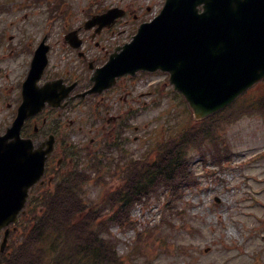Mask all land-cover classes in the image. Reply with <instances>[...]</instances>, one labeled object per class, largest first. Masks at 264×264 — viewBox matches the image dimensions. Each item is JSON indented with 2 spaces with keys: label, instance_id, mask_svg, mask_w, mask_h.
Instances as JSON below:
<instances>
[{
  "label": "rangeland",
  "instance_id": "obj_1",
  "mask_svg": "<svg viewBox=\"0 0 264 264\" xmlns=\"http://www.w3.org/2000/svg\"><path fill=\"white\" fill-rule=\"evenodd\" d=\"M29 1L19 0L10 5V10H0V35L5 30L13 31L11 35L15 44L18 38L13 34L19 36L21 29H26L27 36L33 39L49 34L52 46L50 58L54 59L55 64L59 58H65L61 50L64 44L63 23L57 18L51 20L48 12L49 4L55 0L27 5ZM69 1L79 13L76 23L80 25L84 19L81 15L82 5L90 0ZM106 1L123 2L102 0V3ZM76 4L82 7L81 10ZM9 32L4 34L7 42L11 40ZM126 38L129 39L126 35L119 39ZM25 43L30 44L28 39ZM20 61H25L24 57L0 61V86L6 96L12 97L14 90L8 87L2 67H8L10 72L16 71ZM20 76L15 74V79L10 77L9 81H15ZM158 78L164 79L165 76ZM263 89V84H260L253 91L260 93ZM4 113L0 107V120L4 118ZM167 113H175L182 119L185 116L184 106L176 98L175 101L166 98L160 101L159 107L145 112L137 124L143 126L146 123L145 128L161 130ZM157 116L159 120L155 119ZM225 141L234 155L224 163L223 169L206 166L199 160V154L195 153L193 168L200 177V184L186 189L183 199L174 208L171 209L170 204L165 205L167 198L164 195L155 196L147 206L133 208L132 217L138 223V230H124L119 226L111 228L110 235L117 241L118 252L126 257L127 264H133L134 260L137 264H264L262 117H245L228 125ZM137 144H131L130 148L136 149ZM103 194L93 187L85 198L88 202L98 203ZM216 198H219V202ZM138 231L143 232L140 241H137ZM132 250L134 255L130 257Z\"/></svg>",
  "mask_w": 264,
  "mask_h": 264
},
{
  "label": "water",
  "instance_id": "obj_2",
  "mask_svg": "<svg viewBox=\"0 0 264 264\" xmlns=\"http://www.w3.org/2000/svg\"><path fill=\"white\" fill-rule=\"evenodd\" d=\"M125 57L121 69L171 71L196 116H207L264 77V0H168L158 22L141 29ZM51 90L37 92L29 101L52 98ZM21 123L8 137L19 134ZM0 149L5 148L0 145ZM15 160V187L0 200V227L17 221L28 188L43 173L44 159L39 162L35 156L27 161L19 155Z\"/></svg>",
  "mask_w": 264,
  "mask_h": 264
},
{
  "label": "trees",
  "instance_id": "obj_3",
  "mask_svg": "<svg viewBox=\"0 0 264 264\" xmlns=\"http://www.w3.org/2000/svg\"><path fill=\"white\" fill-rule=\"evenodd\" d=\"M253 112L264 114V94L255 100H238L216 117L187 128L173 140V154L165 156L154 166H143L142 176L134 182L138 189L133 194L140 195L144 186L149 187L152 182H162L174 192L189 185L193 181V173L189 167L190 157L186 153L188 146H199L204 140L215 141L223 122L233 121L241 115ZM219 146L218 142L208 145V153L214 157L215 153L221 150ZM128 195L129 193L126 198ZM45 205L48 209L43 213L32 211V218L23 226L22 238L17 240L14 256L7 264L119 263L121 259L117 255L115 245L109 240L100 239L101 228L107 230L108 221L104 224L97 222L94 211L78 217V202L69 195L60 194L54 205ZM113 221L124 224V220L116 216Z\"/></svg>",
  "mask_w": 264,
  "mask_h": 264
},
{
  "label": "flooded vegetation",
  "instance_id": "obj_4",
  "mask_svg": "<svg viewBox=\"0 0 264 264\" xmlns=\"http://www.w3.org/2000/svg\"><path fill=\"white\" fill-rule=\"evenodd\" d=\"M131 10V9H130ZM139 12H148L143 15H148L149 13H153V7L148 5L143 11V9H138ZM157 13V11L155 12ZM134 18H137L135 11H133ZM129 17H125L119 19L114 27L120 26L124 22H129ZM126 26V25H122ZM125 29L118 28H110L104 29L100 32V35H120L123 32H126ZM114 43H109L108 40L103 39L101 43H95V49L91 50L87 57L83 56V61L79 62L83 64V67L87 68H95L97 66H101L108 58L109 52L115 46ZM100 50V51H99ZM102 51V52H101ZM90 79H85L84 77H76L75 81L77 82L76 89L74 94L84 92L87 90L91 83ZM139 84L136 82V78L134 77H121L118 80L116 86L106 90L104 93L98 95H89L87 98L83 100H78L75 102L76 106H71L66 110H56V126L55 130L57 132H63V120L67 118V115H64V112L67 113H80V117L82 119L83 125L79 127V134L82 136V143H85L87 140V136L89 133H94L95 136L90 139V143L92 147L95 145L99 148L106 146L110 141L114 144L118 140V136L120 139L123 138L125 140L127 136L128 123H127V115L134 114L136 117L142 115V97L143 93L139 90ZM73 104V103H72ZM53 112L55 109H47V111ZM46 122H49V119L45 117ZM48 120V121H47ZM51 124L53 125L52 121ZM60 124V125H59ZM76 121L74 119L70 120V124H68L69 130L76 126ZM59 126V127H58ZM88 127V131L85 129ZM106 137V143L102 146L101 137ZM64 138V134L60 135V138ZM75 138V135H73ZM137 138V137H135ZM96 142V143H95ZM95 143V144H93ZM99 151V150H98ZM10 247V244L8 245Z\"/></svg>",
  "mask_w": 264,
  "mask_h": 264
}]
</instances>
